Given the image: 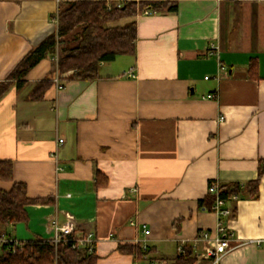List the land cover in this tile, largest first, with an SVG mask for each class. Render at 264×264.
<instances>
[{"label": "crops", "instance_id": "crops-1", "mask_svg": "<svg viewBox=\"0 0 264 264\" xmlns=\"http://www.w3.org/2000/svg\"><path fill=\"white\" fill-rule=\"evenodd\" d=\"M60 4L0 0V83L56 33ZM135 20L136 54L103 63L94 80L63 78L60 89L58 49L0 98V161L14 167L13 182L0 189L22 183L39 200L26 206V223L0 234L53 241L56 227L72 225L75 237L94 235L97 264H174L181 245L216 236L209 185L258 179L264 0H180L175 12L146 11ZM51 75L43 99L33 101L36 85ZM228 206L237 247L219 264H264V244L253 243L264 242V175L257 197L245 190ZM126 245L148 253L121 252Z\"/></svg>", "mask_w": 264, "mask_h": 264}, {"label": "trees", "instance_id": "trees-1", "mask_svg": "<svg viewBox=\"0 0 264 264\" xmlns=\"http://www.w3.org/2000/svg\"><path fill=\"white\" fill-rule=\"evenodd\" d=\"M180 0H61L58 25L55 34L47 37L39 46L32 49L8 77L0 83V98L12 81L18 86L25 83L27 75L49 56L61 55L55 65L60 77L72 73L68 80L90 81L99 76L103 63L115 61L118 57L136 54L137 22L135 17L146 11L157 13L175 12ZM127 19H131L125 21ZM125 21V22H123ZM256 70V66H251ZM53 75L39 82L31 94L33 101H41L52 85ZM264 175V162H261L258 179L246 187L239 184H224L220 196L231 201L232 196L250 191L257 197L259 183ZM14 167L8 160L0 161V182H13ZM215 196L208 194L205 204L212 208ZM39 200L27 196L25 184L14 183L9 192L0 189V229L9 224L26 223L29 219L26 206ZM1 232V231H0ZM70 235V237H73ZM124 253L137 258L147 255L139 247L120 246ZM95 251L73 248L71 242L42 239L24 242L21 246L3 244L0 264H97ZM193 246H184L174 264H202Z\"/></svg>", "mask_w": 264, "mask_h": 264}, {"label": "built area", "instance_id": "built-area-1", "mask_svg": "<svg viewBox=\"0 0 264 264\" xmlns=\"http://www.w3.org/2000/svg\"><path fill=\"white\" fill-rule=\"evenodd\" d=\"M55 22L58 23V17L56 18ZM217 50L218 47L212 44L211 52L209 53V55L214 56L216 54L215 51ZM220 67L221 69H224V66L221 65ZM206 79H208V77ZM60 80L61 77L57 73L54 82L61 89L62 85L60 84ZM63 142L64 140H59V144H63ZM220 188L221 185L218 182H212L209 185V194L215 196V201L211 209L217 216V220H218L217 228H216V236L214 239H211L208 233H202L196 238V240L194 241L195 244L193 246L197 254L198 253L197 247L200 244H204L203 251L199 252L197 254V257L202 261H208L209 264H219L223 256H225L230 251L234 250L235 247H237L232 245L231 242L234 238V233L232 230H230L227 227V221L233 215V211L228 206V201L220 196ZM237 200H238V195L232 196L231 201H237ZM55 232H56V236L53 240L55 244L61 241L71 242L73 248L88 249L90 253L95 250L96 239L94 238V235L91 233L81 237H75V235L73 237H70V235L74 234V229L72 225L66 226L64 228L56 227ZM149 233L150 232L147 231L146 235H149ZM11 243H15V245L17 246H21L23 244L21 242H18L16 240L7 237L6 234H0V247L3 244H11ZM253 243L259 247L264 244V242L262 241H256ZM238 245H243V244L240 243ZM144 249L146 251V248ZM178 253L179 254L184 253V245H181L178 248Z\"/></svg>", "mask_w": 264, "mask_h": 264}, {"label": "water", "instance_id": "water-1", "mask_svg": "<svg viewBox=\"0 0 264 264\" xmlns=\"http://www.w3.org/2000/svg\"><path fill=\"white\" fill-rule=\"evenodd\" d=\"M71 75H72V73H68V74L62 75L61 76V79H63V78H69Z\"/></svg>", "mask_w": 264, "mask_h": 264}, {"label": "rangeland", "instance_id": "rangeland-1", "mask_svg": "<svg viewBox=\"0 0 264 264\" xmlns=\"http://www.w3.org/2000/svg\"><path fill=\"white\" fill-rule=\"evenodd\" d=\"M58 55H59V56L61 55V52H60V51L58 52ZM58 55H57V57H59ZM118 62H119V61H118ZM100 68H101V67H100ZM100 68H99V71H98L99 73H101V69H100ZM104 73H105V71H104ZM0 251H1V248H0ZM0 254H1V252H0Z\"/></svg>", "mask_w": 264, "mask_h": 264}]
</instances>
